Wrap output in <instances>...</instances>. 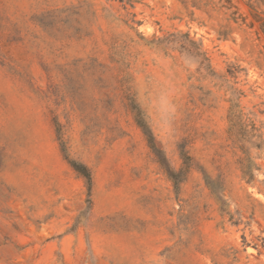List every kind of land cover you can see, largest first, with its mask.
I'll use <instances>...</instances> for the list:
<instances>
[{"label": "rangeland", "instance_id": "obj_1", "mask_svg": "<svg viewBox=\"0 0 264 264\" xmlns=\"http://www.w3.org/2000/svg\"><path fill=\"white\" fill-rule=\"evenodd\" d=\"M263 22L0 0V264H264Z\"/></svg>", "mask_w": 264, "mask_h": 264}, {"label": "trees", "instance_id": "obj_2", "mask_svg": "<svg viewBox=\"0 0 264 264\" xmlns=\"http://www.w3.org/2000/svg\"><path fill=\"white\" fill-rule=\"evenodd\" d=\"M122 1H123V0H122ZM261 29H262V32H264V22L261 23ZM147 133H148V132H147ZM146 135H148V141H149V144H150L152 150L154 151V153H155L158 157H161V156H160V155H161V152L158 151V150H156V149L154 148V146H153V142H152L153 140H152V137H151L150 133H148V134H146ZM160 159H161V158H160ZM162 159H163V160H162ZM162 159H161L162 162L165 161L164 158H162ZM78 167H79V166H74L75 170L78 171L79 173H81L82 175H84V177H85V178L87 179V181L89 182V181H90V179H89V175L87 174L85 168H83L82 166H81V168H78ZM170 176H171L172 179H174V181H175V176H173L172 174H170ZM175 183H176V181H175Z\"/></svg>", "mask_w": 264, "mask_h": 264}]
</instances>
